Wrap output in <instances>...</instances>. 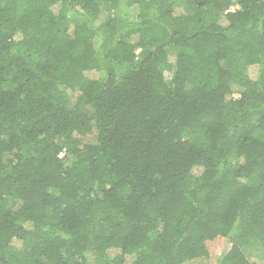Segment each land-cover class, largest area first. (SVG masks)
Returning a JSON list of instances; mask_svg holds the SVG:
<instances>
[{
  "label": "trees",
  "instance_id": "1",
  "mask_svg": "<svg viewBox=\"0 0 264 264\" xmlns=\"http://www.w3.org/2000/svg\"><path fill=\"white\" fill-rule=\"evenodd\" d=\"M197 260L264 264V0H0V264Z\"/></svg>",
  "mask_w": 264,
  "mask_h": 264
},
{
  "label": "rangeland",
  "instance_id": "2",
  "mask_svg": "<svg viewBox=\"0 0 264 264\" xmlns=\"http://www.w3.org/2000/svg\"><path fill=\"white\" fill-rule=\"evenodd\" d=\"M223 24H224V23H223ZM248 74H249L250 78L255 79L256 74H257V66H251V67H249V68H248ZM90 76H94V74H90ZM95 76L98 77L97 74H95ZM234 97L237 98V95L235 94ZM197 172H198V171H197ZM221 252H222V248H219V247H218V248L214 249V252H213V253H214L213 258H217V256H218ZM186 264H200V261L197 260V261H193V262H188V263H186ZM259 264H261V262H260ZM262 264H263V263H262Z\"/></svg>",
  "mask_w": 264,
  "mask_h": 264
}]
</instances>
